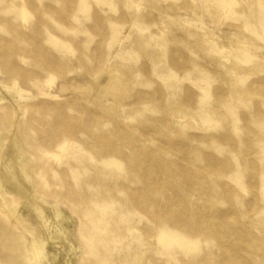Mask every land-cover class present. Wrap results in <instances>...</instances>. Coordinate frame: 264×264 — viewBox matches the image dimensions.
<instances>
[{"label": "rangeland", "instance_id": "1", "mask_svg": "<svg viewBox=\"0 0 264 264\" xmlns=\"http://www.w3.org/2000/svg\"><path fill=\"white\" fill-rule=\"evenodd\" d=\"M37 240L264 264V0H0V264Z\"/></svg>", "mask_w": 264, "mask_h": 264}, {"label": "bare ground", "instance_id": "2", "mask_svg": "<svg viewBox=\"0 0 264 264\" xmlns=\"http://www.w3.org/2000/svg\"><path fill=\"white\" fill-rule=\"evenodd\" d=\"M224 229H227L229 232H233L231 227H225ZM235 243H237L236 240ZM45 246L46 245L41 240L34 242V245L30 249V253L32 254L30 264H51L52 255L49 254ZM230 248L234 255L240 253L239 246L230 245Z\"/></svg>", "mask_w": 264, "mask_h": 264}]
</instances>
